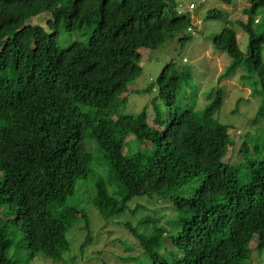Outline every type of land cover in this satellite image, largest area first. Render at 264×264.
I'll list each match as a JSON object with an SVG mask.
<instances>
[{"label":"trees","instance_id":"trees-1","mask_svg":"<svg viewBox=\"0 0 264 264\" xmlns=\"http://www.w3.org/2000/svg\"><path fill=\"white\" fill-rule=\"evenodd\" d=\"M249 1L244 32L264 9V0ZM44 13L46 26L32 21ZM194 27L200 26L191 25L175 0H0V264L19 263L10 255L14 248L28 262L39 255L61 262L75 225L85 232L80 255L92 241L89 208L79 204L90 207L100 184L84 161L86 131L103 142L101 148L93 139L97 165L127 191L114 213L144 212L113 221L132 242L126 251L134 255L123 263L238 264L250 260L253 249L258 256L264 251V160L256 148L241 141L236 149L228 125L206 124L193 109L164 122L156 121V111L152 125L146 110L119 114L128 84L141 73L142 52L179 32L193 34ZM87 30L86 43L57 44L61 31ZM212 45L233 63L244 56L232 28L214 36ZM263 46L264 35L251 39L247 57L264 91ZM190 80L189 70L169 62L149 89L156 87L173 109ZM217 92L205 113L221 102ZM259 117L264 121V104ZM78 191L87 196L68 204ZM158 196L165 203L154 200ZM157 204L172 214L168 227L150 217Z\"/></svg>","mask_w":264,"mask_h":264},{"label":"rangeland","instance_id":"rangeland-1","mask_svg":"<svg viewBox=\"0 0 264 264\" xmlns=\"http://www.w3.org/2000/svg\"><path fill=\"white\" fill-rule=\"evenodd\" d=\"M175 1L190 20L191 25L194 26L196 22H200V27L198 29L194 27L195 33L193 34L187 30L179 32L159 48L142 52L141 73L139 77L128 84L127 89L130 94L119 114L137 115L142 110H146L149 123L152 125L156 111L159 113V120L156 121L164 122L171 113L193 109L206 124L211 126L217 123L228 125L230 140L234 141L233 143L236 145L233 144V146L236 149L241 141L246 142L247 147L256 148L259 152L258 155L264 160V121L260 117L257 118L258 107L264 104V91L260 85L256 84L258 81L252 72L251 60L247 57L249 41L257 35H264V9L259 8L256 11L254 19L258 24H249L245 30L246 33L248 32L247 35L241 29V25L246 27L249 19V13L246 14V10H249L250 7L249 0ZM189 5H193V9L189 10ZM214 9L220 11L219 18L208 17L209 10ZM47 17V13H44L33 18L32 21L40 23V25L43 23L46 26ZM225 28L235 30L238 48L244 55L238 63H233L225 53L216 51L212 45L213 37ZM251 28L253 33H249ZM90 32L91 30H87L85 33L70 34L61 31L57 37V44L64 49L75 40L86 43ZM182 37H186V40H180ZM261 54L264 60V46ZM169 62H173L178 69L189 70L191 77L190 82L183 86L173 109H169L157 96L156 87L153 90L149 89L150 84L155 81L162 68ZM217 91L220 93L221 102L213 110L205 113L204 109L218 96ZM85 137V146L89 155L85 156L84 161L92 168L93 177L100 184L90 207L79 204L85 206L86 211L89 208L92 241L84 247L83 254L80 255L79 247L83 242L85 232H81L79 229L74 230L75 225L68 234L72 244L70 242V248L62 260H58L61 262L45 259L42 255L28 262L25 252L14 248L10 255L17 258L19 262L17 264H103L105 262L108 264H135L130 260H125L128 261L126 263L122 262V259L127 256L134 255V252L126 251L130 248L128 244L132 242L128 239L130 234L126 229L117 226L113 221L125 219L132 221L135 218H140L144 212L138 210L134 217H131L130 211H126L125 217L114 213L127 191L105 168L97 165L99 163L98 155L92 151L96 144L93 140L95 138H92L88 131H86ZM95 140L103 148V142ZM227 156H231L229 148H227ZM86 196L87 194L78 191L73 198L68 200V204L79 202ZM155 198L154 200L159 199L160 203H165L163 196ZM130 205L133 209L134 204ZM163 205L151 206L150 217H161L162 223L168 227L172 224V214L165 211ZM165 214H170V218L163 219ZM107 216L112 220L106 221L105 217ZM4 219L5 215L0 214V221ZM73 231L77 234L76 238H71ZM15 236L20 237L18 232ZM252 254L257 258L254 259ZM258 254L253 249L252 258L240 261L238 264H264V251L259 256Z\"/></svg>","mask_w":264,"mask_h":264},{"label":"clouds","instance_id":"clouds-1","mask_svg":"<svg viewBox=\"0 0 264 264\" xmlns=\"http://www.w3.org/2000/svg\"><path fill=\"white\" fill-rule=\"evenodd\" d=\"M190 6H192V7H190ZM193 7H194L193 5H189V10L193 9ZM194 25L200 26V22H196ZM189 29H190V28H189ZM189 29H188V30H189ZM190 30H191V29H190ZM190 30H189V31H190Z\"/></svg>","mask_w":264,"mask_h":264},{"label":"built area","instance_id":"built-area-1","mask_svg":"<svg viewBox=\"0 0 264 264\" xmlns=\"http://www.w3.org/2000/svg\"><path fill=\"white\" fill-rule=\"evenodd\" d=\"M190 7H192V6H190ZM190 30V29H189Z\"/></svg>","mask_w":264,"mask_h":264}]
</instances>
